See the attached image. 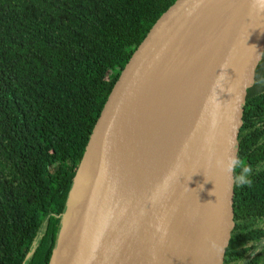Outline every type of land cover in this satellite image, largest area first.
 I'll list each match as a JSON object with an SVG mask.
<instances>
[{"label":"trees","instance_id":"1","mask_svg":"<svg viewBox=\"0 0 264 264\" xmlns=\"http://www.w3.org/2000/svg\"><path fill=\"white\" fill-rule=\"evenodd\" d=\"M175 0H0V264H51L95 118ZM264 51L244 102L222 264L264 263Z\"/></svg>","mask_w":264,"mask_h":264},{"label":"water","instance_id":"2","mask_svg":"<svg viewBox=\"0 0 264 264\" xmlns=\"http://www.w3.org/2000/svg\"><path fill=\"white\" fill-rule=\"evenodd\" d=\"M208 1L175 0L128 57L78 162L51 264H90L94 209L118 111L166 39ZM217 38L218 48L196 105L198 112L206 113L203 135L176 174L152 251L142 249L130 264H169L177 239L188 242V264H222L232 221L234 171L230 177L216 162L236 156L244 102L264 51V0H231ZM95 240L98 255V237ZM213 244L222 248L220 254Z\"/></svg>","mask_w":264,"mask_h":264},{"label":"bare ground","instance_id":"3","mask_svg":"<svg viewBox=\"0 0 264 264\" xmlns=\"http://www.w3.org/2000/svg\"><path fill=\"white\" fill-rule=\"evenodd\" d=\"M230 1L209 0L178 27V32L199 33L197 27L200 21L208 15L209 19L217 14L219 16L211 23L213 26L208 33L199 36L200 40L207 42L197 62L200 75H206L212 64L218 48V32ZM161 49L136 79L118 111L111 131L102 183L94 209L92 245L87 253L90 264H130L142 249L148 247V252L152 251L176 174L203 135L206 113L198 112L195 105L190 108L189 114L186 106H179L178 114L170 119L161 108L150 113L148 109L142 112L147 108L142 102L143 82L152 66L160 59ZM134 111L143 113L141 125L153 124L160 129L166 123L168 127L164 126L162 144L164 129L151 133L149 125L144 129V138L134 143L133 152L117 150L123 129ZM137 127L139 130V125ZM169 129L171 136H167ZM97 237L98 255H95ZM176 245L177 250L169 264H188V242L177 239Z\"/></svg>","mask_w":264,"mask_h":264},{"label":"rangeland","instance_id":"4","mask_svg":"<svg viewBox=\"0 0 264 264\" xmlns=\"http://www.w3.org/2000/svg\"><path fill=\"white\" fill-rule=\"evenodd\" d=\"M209 16L210 15L199 22L197 27L199 33L196 31L178 32L177 29L166 39L161 47L162 53L160 59L152 66L143 82L142 102L146 104L147 108L143 109L142 112L148 109L150 113L151 111L161 108L166 112L164 114L167 115V118L170 119L178 114L179 106H186V111L189 114L190 108L197 105L200 92H202L205 82V74H198L197 62L200 55L207 47V42L205 40H200L199 36L203 33L207 34L213 26V24H211L213 20L219 18L218 14L211 19H209ZM258 64L259 62L256 67ZM256 67L254 74L256 72ZM258 72L264 73L263 65H259ZM141 107H145V105ZM138 112L139 111H134L127 121L121 134L117 150L130 153L133 152L136 145L134 143L144 138V129L146 126L148 127L150 125L149 130L151 133L159 132L161 129H164V126L168 127L166 123L164 126H160V129H157L158 127L155 128L156 126L154 127L153 124L152 126L151 124L141 125L143 113ZM138 120L140 122L139 124ZM138 125L139 130H137ZM164 134L165 129L162 133L161 144ZM171 134L172 132L169 129L167 136H171ZM124 145L126 147H124Z\"/></svg>","mask_w":264,"mask_h":264},{"label":"clouds","instance_id":"5","mask_svg":"<svg viewBox=\"0 0 264 264\" xmlns=\"http://www.w3.org/2000/svg\"><path fill=\"white\" fill-rule=\"evenodd\" d=\"M217 166L221 167L222 170L228 174L230 177L234 170L240 169L239 175L235 177V182L238 185H248L250 186L252 184V180L249 179V176L251 175L252 169L251 167L247 166L244 161L239 159L235 156V154L229 155L226 159V162L224 160H218ZM212 195V193H210ZM160 229L157 228V231ZM213 247L217 249V253L220 254L222 252V248L216 246L213 244Z\"/></svg>","mask_w":264,"mask_h":264}]
</instances>
